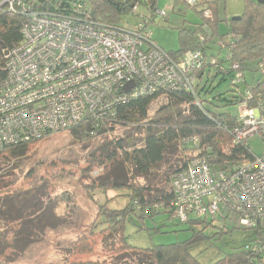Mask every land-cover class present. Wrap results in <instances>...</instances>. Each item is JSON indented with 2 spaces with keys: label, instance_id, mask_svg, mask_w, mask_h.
<instances>
[{
  "label": "built area",
  "instance_id": "obj_1",
  "mask_svg": "<svg viewBox=\"0 0 264 264\" xmlns=\"http://www.w3.org/2000/svg\"><path fill=\"white\" fill-rule=\"evenodd\" d=\"M199 1L184 0L188 6ZM131 2L132 15L141 20L133 30L124 23L92 19L83 13L82 3L73 4L74 13H61L40 9L46 1L0 0V16L24 19L21 41L1 56L7 73L0 82V150L70 132L86 121L99 127L117 118L123 105L161 92L188 93L200 104L197 90L203 78L195 73L204 67V52L173 58L152 40L148 30L152 15H142V0ZM153 16L162 22L168 19L159 8ZM203 18L212 21V10L204 9ZM209 31L201 37L205 44L212 37ZM220 46L225 48L223 42ZM211 59V65L218 64ZM232 68L241 84L240 114L234 117L233 127L226 121L217 125L231 136L234 146L250 148L254 137L264 141V100L259 95L256 105H251L254 87L245 82L238 64ZM184 142L195 158L173 176V200L159 210L182 224L222 221L259 232L244 250L253 255L250 264H264V154L216 172L209 164L211 147L203 146L199 137Z\"/></svg>",
  "mask_w": 264,
  "mask_h": 264
},
{
  "label": "rangeland",
  "instance_id": "obj_2",
  "mask_svg": "<svg viewBox=\"0 0 264 264\" xmlns=\"http://www.w3.org/2000/svg\"><path fill=\"white\" fill-rule=\"evenodd\" d=\"M251 1L259 2L260 0ZM157 6L166 12L168 19L162 22L160 18H155V22L148 26V30L151 32L152 40L159 47L168 52H175L179 48L178 29H194L196 25L201 24L202 17L198 9L203 11L204 7L197 5V11H194L184 0H158ZM219 10L223 20L222 28L225 30L224 20H228L229 23L233 18L242 15L244 0H221ZM141 13L147 17L151 16L145 7H142ZM140 22V18L129 15L126 17L124 26L133 30ZM218 47L223 48L219 44ZM222 50L223 58H225L227 51L225 48ZM244 68L250 69L247 65ZM253 68L255 71L256 67ZM250 75L252 74L248 72L249 83H251L249 78L252 79ZM205 77L209 81L210 88L214 87L212 90L214 94L225 93L231 98L232 94L228 91L233 88L234 80L227 78L219 85L222 78L216 75L214 70L210 77L207 75ZM256 78L263 81L260 72H257ZM200 100L207 109L217 114L233 117L240 114L239 105L228 106L225 102L218 101L216 107H212L204 101V97L201 96ZM189 117L188 107L184 105L176 107L166 97H160L151 105L148 122L153 125L173 124L187 121ZM145 137L143 130L136 126L117 127L114 132L90 143L77 142L70 132H60L32 144L27 154L21 159H12L11 155L0 158V195L3 196V212L0 213L2 242L0 243H4L0 245V264L86 262L124 264L127 260L133 263L132 259H138L139 257L130 253L131 251L126 255H117L116 250L119 245L115 237L112 235L103 237L99 234L101 229L106 228L105 226L100 225L96 230L98 227L96 222H102L99 216L100 205H108L111 210H122L129 203L126 189L104 192L98 189V186L102 183L111 186L126 182L131 184L132 174L136 173L131 171L135 168L131 167L130 170L128 165L113 163L114 161L108 159V143L111 142L114 148L116 146V150L120 146L124 150H130L132 145L140 147ZM249 145L255 157H261L264 154V141L258 136L250 139ZM118 151L122 150L119 148ZM173 153L165 157L166 161L160 164L157 171L151 173L148 178L142 177L137 182L155 190L170 188L171 184L169 185L165 180L166 175L172 172V167L179 161L184 163L188 156L181 150H175ZM99 160H104L107 164L103 168H97L95 165L92 170L91 166ZM33 180H41V187L37 193L31 191L34 185ZM149 193L148 197L155 194L154 191ZM139 222L140 220L137 219V224L129 223L126 228L129 245L139 249L180 243L192 234L188 231V225L167 215L159 216L154 221H146V229L141 231L138 230ZM228 225L233 228L231 235H225L221 239L217 236L211 243H204L193 251V255L199 257L201 264H213L224 254L243 246L245 248L256 240L253 231L241 230L230 222L226 223V226ZM224 226L225 222H215V228H208L206 233L212 236L220 232ZM154 228H160V231ZM92 232L98 233L92 237L96 245L95 253L90 256L73 255L72 245L81 237L90 236ZM6 246H11L6 251L7 257L1 254ZM202 252L203 254H200Z\"/></svg>",
  "mask_w": 264,
  "mask_h": 264
},
{
  "label": "trees",
  "instance_id": "obj_3",
  "mask_svg": "<svg viewBox=\"0 0 264 264\" xmlns=\"http://www.w3.org/2000/svg\"><path fill=\"white\" fill-rule=\"evenodd\" d=\"M42 3L46 1L44 6L40 9L46 11H56L61 13H74L73 4L82 3L83 13L87 14L94 20L101 21L106 24L119 25L125 22L126 17L132 15V2L131 0H39ZM219 2L220 0H203L201 4H197L204 9H211L214 14L212 21H206L203 18V11H199V15L202 17V23L196 25L194 29H178L179 36V48L175 52H168L173 58H179L184 54L192 51L202 50L205 54V64L201 71L196 72L197 78L202 79L206 75L211 76L212 70L218 76H220L221 82H225L228 79L234 80L233 88L228 91L232 94L231 98L225 93L214 94L213 88H210L209 81L205 77L203 87L197 90L198 97L202 96L212 107H216V102H225L228 106H237L241 103L242 97L239 96L241 90V84L236 82L237 71L232 68L233 64L239 65V71L243 73L245 82L250 86H253L252 92L254 94V100L251 105H256L258 96L264 100V4L253 2L251 0H244V10L241 19L239 21L231 20L226 29L223 32L220 30L223 20L219 17ZM144 7L150 12L152 18L148 23V26L155 22L154 13L158 9V0H142ZM196 5V6H197ZM196 6H190L197 11ZM133 16V15H132ZM22 17H8L0 16V82L6 78V69L4 62L2 61V52L5 49L11 48L13 45L18 44L22 37L20 33L21 26L23 24ZM225 21V20H224ZM228 22V21H226ZM207 28V29H206ZM211 31H209V29ZM211 32L212 37L208 40V44H205L201 37H207L208 32ZM221 32V33H220ZM226 36H233L230 41L225 40ZM224 38V40H223ZM223 42L225 44V50L232 45V52L230 56L223 58V48L218 47V44ZM222 47V46H221ZM211 58L218 60L217 65H211ZM247 65L250 69L244 68ZM253 67L256 70L253 71ZM251 83L248 82L247 74ZM257 72L261 73L263 81L256 78ZM201 92V93H200ZM210 95V97H208ZM160 97H166L174 105H184L188 107L190 117L187 121L176 122L170 124H150L149 112L152 103ZM235 118L230 115H220L207 109L200 100V104L196 102V98L188 93H170L161 92L155 95L144 96L132 102L123 105L119 109L117 118L108 120L101 124L99 127H95L93 122H83L78 127L70 131L72 138L81 143L92 142L97 138L106 136L115 131L117 127H138L143 130L146 137L142 141V145H132L130 150H124L122 146L119 148L122 151L116 150L111 145V142L107 145V154L110 161L113 163H121L128 165L135 170H131L132 183L127 182L120 185H107L99 184L98 189L104 192L108 190L126 189L127 197L129 199L128 205L122 210H111L108 205H100L99 216L102 218V222H96V230L99 226H105L101 229L99 234L104 236L112 235L115 237L119 247L116 250L117 255H126L134 253L139 258L132 259L133 263L129 260L124 264H201L198 256L193 255V251L200 247L202 244H209L212 239L217 236L223 238L225 235H231L233 228L229 225L223 227L220 232L214 233L212 236L207 235L208 228L214 229L215 222L212 220H191L188 225V231L192 234L183 242L175 243L172 245H159L150 249H139L132 247L128 243V237L126 236V228L129 223L137 224V219L140 220L138 224V230L141 231L145 228V222L150 220L154 221L157 217L162 215L169 216L165 211L159 210L161 205H169L173 200L172 187L168 189H153L141 185L139 181L142 177L148 178L151 173L157 171L160 164L165 162V157L172 154L175 150L182 151L186 155L188 154L184 163L180 161L172 167V172L166 175L165 180L169 185L172 182V178L175 174L185 169L188 163L195 158L194 153L191 151V146L185 144V140L192 137H199L203 146H209L213 149L212 158L209 161L210 166L218 171H228L233 168L234 165L244 162L253 158V154L250 148L243 146H234L232 144L231 136L220 129L217 125V121H226L230 127L234 126ZM50 137L47 135L41 139L30 141L20 146L9 147L4 150H0V158L12 156V159L18 160L24 157L29 147L32 144H36L37 141H42L45 138ZM227 148V150H225ZM175 153H173L174 155ZM190 154V155H189ZM200 157V155H196ZM93 163V161L91 162ZM107 162L99 160L91 166L94 170V166L97 168H103ZM91 171V170H89ZM129 173V171H128ZM41 180H33L34 185L31 191L35 193L41 187ZM155 192L152 196L148 197L149 192ZM149 193V194H151ZM0 213L3 212V196L0 195ZM6 213V212H5ZM1 215V214H0ZM98 216V217H99ZM170 217V216H169ZM171 218V217H170ZM113 223L111 224V222ZM181 223V222H180ZM156 231H160V228H154ZM257 237L259 232L253 231ZM98 233L92 232L90 236H84L78 239L71 247V253L73 255H93L95 253V242L92 237H95ZM261 237V236H260ZM4 240V239H3ZM0 242L1 239H0ZM4 243H0L3 245ZM244 247V246H243ZM237 248L233 252L224 254L213 264H250L252 254L245 251L244 248ZM11 246H6L1 253L5 257L6 251ZM13 249V246H12ZM10 251V250H9ZM12 251V250H11ZM14 253V252H12ZM115 250L113 251V255ZM200 254H203L200 253ZM2 262V261H1ZM3 264V263H2ZM76 264V263H75ZM80 264H111L109 262H86Z\"/></svg>",
  "mask_w": 264,
  "mask_h": 264
},
{
  "label": "crops",
  "instance_id": "obj_4",
  "mask_svg": "<svg viewBox=\"0 0 264 264\" xmlns=\"http://www.w3.org/2000/svg\"><path fill=\"white\" fill-rule=\"evenodd\" d=\"M201 2H203V0H200V1H199V3H201ZM220 3H221V0H220V2H219V8H220ZM223 3H225V2H223ZM219 8H218V10H219ZM219 17L221 18L220 10H219ZM226 21H228V20H225L224 22H226ZM222 25H223V24H221V26H220V30L223 32ZM227 26H228V25L226 24V27H227ZM220 33H221V32H220ZM223 40H224V38H223ZM202 82H203V79L201 80V84H202Z\"/></svg>",
  "mask_w": 264,
  "mask_h": 264
},
{
  "label": "water",
  "instance_id": "obj_5",
  "mask_svg": "<svg viewBox=\"0 0 264 264\" xmlns=\"http://www.w3.org/2000/svg\"><path fill=\"white\" fill-rule=\"evenodd\" d=\"M258 3H260V4H264V0H260ZM240 19H241V17H235V18H233L232 20H233V21H239ZM130 89H131V87H128L127 91L129 92Z\"/></svg>",
  "mask_w": 264,
  "mask_h": 264
},
{
  "label": "clouds",
  "instance_id": "obj_6",
  "mask_svg": "<svg viewBox=\"0 0 264 264\" xmlns=\"http://www.w3.org/2000/svg\"><path fill=\"white\" fill-rule=\"evenodd\" d=\"M199 4V3H198Z\"/></svg>",
  "mask_w": 264,
  "mask_h": 264
}]
</instances>
